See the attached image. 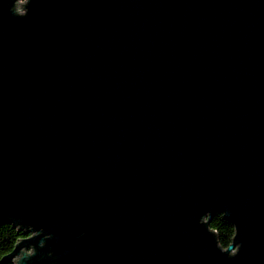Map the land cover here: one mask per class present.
Returning a JSON list of instances; mask_svg holds the SVG:
<instances>
[{
  "label": "water",
  "instance_id": "1",
  "mask_svg": "<svg viewBox=\"0 0 264 264\" xmlns=\"http://www.w3.org/2000/svg\"><path fill=\"white\" fill-rule=\"evenodd\" d=\"M18 3L0 224L24 236L0 264H264V0Z\"/></svg>",
  "mask_w": 264,
  "mask_h": 264
},
{
  "label": "trees",
  "instance_id": "2",
  "mask_svg": "<svg viewBox=\"0 0 264 264\" xmlns=\"http://www.w3.org/2000/svg\"><path fill=\"white\" fill-rule=\"evenodd\" d=\"M210 227L217 232L219 244L227 248L233 241L235 235L234 224L225 218L222 213H216L211 218ZM23 236V231L14 227L12 224H0V260L14 249L16 243ZM3 264H15V262L9 261Z\"/></svg>",
  "mask_w": 264,
  "mask_h": 264
},
{
  "label": "built area",
  "instance_id": "3",
  "mask_svg": "<svg viewBox=\"0 0 264 264\" xmlns=\"http://www.w3.org/2000/svg\"><path fill=\"white\" fill-rule=\"evenodd\" d=\"M27 0H19V3H18V7H20L21 6V3H25ZM20 12H25V10L24 9H21L20 10Z\"/></svg>",
  "mask_w": 264,
  "mask_h": 264
}]
</instances>
